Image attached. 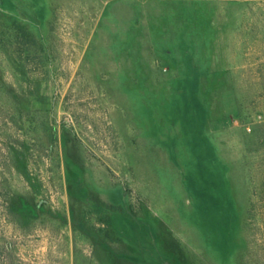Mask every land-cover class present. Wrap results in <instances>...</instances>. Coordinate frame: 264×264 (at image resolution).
Wrapping results in <instances>:
<instances>
[{
	"label": "rangeland",
	"instance_id": "rangeland-1",
	"mask_svg": "<svg viewBox=\"0 0 264 264\" xmlns=\"http://www.w3.org/2000/svg\"><path fill=\"white\" fill-rule=\"evenodd\" d=\"M0 264H264V0H0Z\"/></svg>",
	"mask_w": 264,
	"mask_h": 264
},
{
	"label": "trees",
	"instance_id": "trees-1",
	"mask_svg": "<svg viewBox=\"0 0 264 264\" xmlns=\"http://www.w3.org/2000/svg\"><path fill=\"white\" fill-rule=\"evenodd\" d=\"M71 169L73 170V172L76 174L77 176V183L79 184L80 188H81V192L82 195L84 197H86L88 195V192L86 190V188L84 187V180H83V173L82 170L76 166L73 165L72 163H70ZM131 207V206H130ZM131 209V208H130ZM122 212V213H126L129 212V210L127 209V211L125 212L124 209H118L115 212ZM117 212V213H118ZM132 216V221H133V225L131 226V230L138 232V234L141 236V240L147 241L149 242L151 245H158V234L156 232V230L153 228V226L149 223L150 221H143V219H139L138 216L135 214V212L131 211L129 213ZM115 213L113 215V213L110 215L109 217V225L112 227V229L125 241L129 242L131 245H134L136 248H139V250L143 251V247L140 245V241L141 240H137L135 238V236L130 235L127 232H124L122 230H119L118 228L115 227ZM146 222V223H145ZM132 224V222H131ZM150 225V226H149ZM150 234V236H149ZM146 236V237H145ZM149 237V238H148Z\"/></svg>",
	"mask_w": 264,
	"mask_h": 264
},
{
	"label": "built area",
	"instance_id": "built-area-1",
	"mask_svg": "<svg viewBox=\"0 0 264 264\" xmlns=\"http://www.w3.org/2000/svg\"><path fill=\"white\" fill-rule=\"evenodd\" d=\"M258 119H259L260 121H262V120H263V116L260 115V116L258 117Z\"/></svg>",
	"mask_w": 264,
	"mask_h": 264
}]
</instances>
